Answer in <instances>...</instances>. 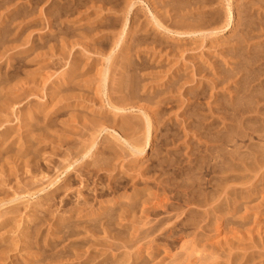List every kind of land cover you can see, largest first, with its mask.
<instances>
[{"label":"rangeland","instance_id":"obj_1","mask_svg":"<svg viewBox=\"0 0 264 264\" xmlns=\"http://www.w3.org/2000/svg\"><path fill=\"white\" fill-rule=\"evenodd\" d=\"M153 1L158 9L169 8L168 0ZM249 1V15L243 12L242 16L247 17L253 31L242 27L247 41L241 48L235 47L236 37L233 39L235 32L239 34L238 1L224 0L215 5L221 21L226 22L231 2L236 26L212 35L206 32L188 37L179 40L181 44L174 40L181 48L167 56L169 48L162 50V55L155 54V48L159 52L160 47L151 39L135 42L138 36L122 43H130L125 52L121 43L113 50L114 37L118 36L115 31L122 21L121 17L117 20L119 27L112 21L117 12L114 0H0V179H7L2 181L6 191H0V198L7 202L0 206V222L4 220L0 225V264H79L76 257L83 260L92 249L93 258L95 247L88 246L92 240L82 242L87 232L76 225L80 214L65 219L70 216L69 209L77 206L75 202L85 198L86 205L94 209L101 202L111 207L115 201V207H130L129 219H121L132 226L122 230L110 225L111 232H97L105 236L104 247H97L105 254L88 264L101 260L99 264H264V115L235 110L243 83L262 77L249 71L245 57L264 44V0ZM195 2L198 6L203 3L192 0L187 7L193 8ZM138 5L145 9V19L150 14L148 6L142 2ZM105 14L111 19L103 17ZM258 33L261 35L257 37ZM121 53L129 54V60ZM109 55L111 59L117 56L118 64L110 67L104 87L102 78L110 65L106 60ZM165 57L164 63L157 65ZM131 60L136 64L131 90L114 92L118 81H127L129 86L131 80L124 72L118 73L120 64ZM177 75H182L178 83L174 81ZM108 92L128 103L117 117L123 114L138 126L133 137L141 136L145 114L150 115L151 139L143 155L133 153L116 139L112 128L122 134L117 124L122 118L116 117L118 122L114 123L115 113H103ZM260 111L264 112V104ZM105 114L108 120H103ZM3 131H7L6 136ZM95 134H99L98 141L104 140V145L117 150L114 155H105L110 157L104 162L109 172L99 179L93 176L89 189L76 178L71 195L50 194L65 175L63 169L58 170L57 161L67 157L73 143L80 145ZM52 159L55 163L49 162ZM56 177V185L51 184ZM131 199L139 203L136 208ZM230 209L234 213L228 215V223L221 232L216 231V219ZM117 214L107 217L119 219ZM103 220L107 221L105 216ZM153 225L155 229L148 234ZM131 229L138 232L137 239H131ZM244 230L250 236H244ZM148 245L158 249L153 250L155 257L147 256L148 251L139 253L140 246ZM78 248L83 252L76 256Z\"/></svg>","mask_w":264,"mask_h":264},{"label":"bare ground","instance_id":"obj_2","mask_svg":"<svg viewBox=\"0 0 264 264\" xmlns=\"http://www.w3.org/2000/svg\"><path fill=\"white\" fill-rule=\"evenodd\" d=\"M65 1V0H63ZM115 1V6L117 7V9H115L117 12H116V16L115 13L113 16V22L117 21L120 17L122 18L121 20V23H120V29L118 30V32L115 31L116 34H118L117 37H114L115 36V33H114V49L115 50V47L116 46H119L120 44V48L123 47L122 46V43L123 42H127L128 41V38H131L132 40L135 38V36H138V38L136 40H134L135 42H145V40H148V39H151V43L155 44L156 47L159 46L160 47V51L159 52H156V48H155V54H161L162 55V50H164L165 48H169V51H167V56L169 54L172 53L171 56H173V53L175 54V52L178 50V48H181L179 47L180 45H178L177 43L173 42L174 40H177L178 42H180L179 40H185V38H188V37H192V36H197L199 34H206V32H208V34H215L216 32H218L217 30H224L225 27L228 28L229 30L233 28V25H234V20H233V17H234V13L232 11V8H231V2L229 3V6L227 7V17H226V22L222 23L221 21V16H220V10L216 9V4L218 5L219 3H223L224 0H201L203 3L198 6V4L196 5V2H195V5L193 6V8L190 6L187 7V5H189V3L192 1V0H168L169 2H167L168 4L166 5H169V8L168 9H158L157 6H155V2L153 0H114ZM161 1V0H160ZM196 1V0H194ZM237 13L238 15L241 17L239 19V22L236 23L238 24V28L237 29V32H239V34L237 35L236 32L235 34L233 35L235 39L236 37V44H235V47H242V43L246 42L247 41V38L245 37V34H244V37L242 36L241 34V29L242 27H245L244 28V31L246 30V28H251L250 25H248V19L246 17H243V12H246V7H247V3H249L250 1L249 0H237ZM257 1V0H256ZM138 2H142V3H146V5L148 6L147 9L149 11V16L146 15V18L145 19H142V17L144 16V8L143 6L141 5H138ZM154 2V3H153ZM200 2V1H199ZM236 2V1H234ZM161 4V2H160ZM181 4H183V6H181ZM234 4V3H233ZM57 6L60 5V3L56 4ZM193 5V4H191ZM263 5V4H262ZM219 8V7H218ZM253 8V7H252ZM258 8V7H257ZM255 9V7H254ZM253 11V9H252ZM255 11V10H254ZM120 12V13H119ZM260 12V10H259ZM143 13V14H142ZM256 13V12H255ZM258 13V11H257ZM256 13V14H257ZM109 14V13H108ZM108 14H105L103 15V17H105L106 19H111L112 16H108ZM261 14V13H260ZM90 15V14H89ZM92 15V14H91ZM245 16L249 15V12H246L244 14ZM258 16V15H257ZM95 17V16H94ZM49 18V17H48ZM238 18V17H237ZM93 19V17H92ZM115 19V20H114ZM48 21L50 19H47ZM101 20V18H100ZM98 20V23L99 21ZM102 21V20H101ZM221 21V22H220ZM95 22V21H94ZM119 21L115 22V27L118 26L119 24ZM264 23V22H263ZM118 24V25H117ZM221 24V25H220ZM236 26V25H234ZM241 26V28H240ZM250 26V27H249ZM119 27V26H118ZM262 27V26H261ZM264 27V25H263ZM107 29V28H106ZM109 30V29H108ZM114 30V29H113ZM111 31V30H110ZM247 31H249L247 29ZM253 31V30H252ZM101 32V31H100ZM114 32V31H112ZM109 33V32H107ZM113 35V33H111ZM110 34V35H111ZM255 34V33H254ZM102 35V34H101ZM100 35V36H101ZM105 35V33H104ZM261 34L258 33L257 34V37L260 36ZM99 36V37H100ZM123 37V38H122ZM256 37V38H257ZM102 38V36H101ZM262 38V36H261ZM99 39V38H98ZM258 39V38H257ZM113 40V38H112ZM130 40V39H129ZM261 40V39H260ZM259 40V41H260ZM132 41V42H134ZM230 41V39H229ZM261 41L264 42V39H262ZM130 42V41H128ZM182 42V41H181ZM181 42L179 44H181ZM256 43H259L258 41ZM255 43V44H256ZM137 45V44H135ZM139 45V44H138ZM137 45V46H138ZM154 45V46H155ZM126 46V47H125ZM122 50L124 49H130V43L128 45H125ZM140 46V45H139ZM251 46V45H250ZM133 47V45H132ZM147 47V46H146ZM259 47V48H258ZM258 47H255L253 48L252 51H248V55L247 57H245V61L247 62L246 64V67L249 68V71L251 72H259L260 74H262V77L261 75H259V77L257 78V81L256 79H250L248 81H245L242 85V88L238 90L237 92V98L236 100L238 101V103L236 102V104H238V106H235V110L238 111V113H242V114H247L249 111L250 113L252 112H257L259 114H262L264 115V112L260 111V106L264 104V44H262L261 46H258ZM142 48V47H141ZM145 48V47H144ZM153 48V47H152ZM136 49V48H135ZM149 49V47H148ZM184 49H187L184 47ZM239 49V48H238ZM251 49V48H250ZM145 50V49H144ZM188 50V49H187ZM126 50H124L125 52ZM139 51V50H138ZM148 51V50H147ZM146 51V52H147ZM182 51V50H181ZM124 52L122 51V53L124 54ZM150 52V51H149ZM165 52V50H164ZM169 52V53H168ZM121 53V54H122ZM153 53V52H151ZM181 53V52H179ZM122 54V55H123ZM139 54H140V51H139ZM144 54V53H143ZM127 55V53H126ZM150 55V54H149ZM152 55V54H151ZM177 55V54H176ZM180 55V54H179ZM184 55V60H185V54H182V57ZM244 52L242 54V56H244ZM125 56V55H123ZM122 56V57H123ZM129 56V54H128ZM127 56V57H128ZM141 56V55H139ZM158 56V55H157ZM126 57V56H125ZM124 57V58H125ZM127 57L125 59H127ZM152 57V56H151ZM153 57H156V56H153ZM181 57V58H182ZM194 58V57H193ZM192 58V59H193ZM123 59V58H122ZM121 59V60H122ZM141 59L143 61H145V57L142 56ZM150 59V57H149ZM166 57L164 59H162L161 61L159 60V63L157 65H162L165 61ZM168 59V58H167ZM108 61V63H110L109 67H107L108 69H106V71H104V75H103V78H102V82H103V86L106 87L108 85V79H109V75H108V72H109V69L111 67H114L116 66V64H118L117 60H118V57L116 56L114 58V56L112 57L111 59V55H109L106 59ZM124 60V59H123ZM129 60V59H127ZM155 60V59H154ZM169 60V59H168ZM167 60V61H168ZM189 60V59H188ZM133 62V60H131ZM129 62L126 64L124 61V63H121L120 64V68L122 69H119V73L124 72L125 74V77L128 79H130V84L128 86V83L127 81H124V83L121 82L120 84V81L119 84H117V89L114 90V92H119V93H125L126 91H130L131 90V87H132V72L136 71V67L134 64V62ZM171 61V59H170ZM195 61H193L192 63H194ZM197 62V61H196ZM182 63V62H181ZM187 63V62H186ZM245 63V62H244ZM167 64V63H166ZM198 64V63H197ZM75 65H78V64H75ZM185 65V64H183ZM196 65V64H195ZM202 65V64H201ZM74 66V65H73ZM194 66V64H193ZM200 66V63L199 65ZM196 66V67H198ZM180 67V66H179ZM178 67V68H179ZM190 67V66H189ZM188 65L186 66V68H188ZM169 68V67H168ZM174 68V67H173ZM74 69V68H72ZM71 69V71L73 72V70ZM175 70H177V68H174ZM173 70V69H172ZM181 70V69H180ZM182 70H183V67H182ZM181 70V72H182ZM186 70V69H185ZM200 70L201 72V68L198 69V71ZM70 71V70H69ZM117 71V72H118ZM168 71V70H167ZM166 71V73H167ZM174 71V70H173ZM179 71V69H178ZM178 71H176L178 73ZM184 71V70H183ZM190 71V70H189ZM70 72V73H72ZM76 72V70H75ZM197 72V71H196ZM199 72V73H200ZM188 73V71H187ZM198 73V74H199ZM248 73V72H246ZM122 74V73H121ZM179 74V73H178ZM194 74V73H193ZM181 76L182 75H177L175 76V79L174 81H176L177 83L179 82V80L181 79ZM190 77H193L192 75H189ZM68 77L69 76V72H68ZM189 77V78H190ZM185 78V77H184ZM196 78V77H195ZM70 79V78H69ZM72 79V78H71ZM124 79V78H123ZM136 79V78H135ZM192 79V78H190ZM68 80V78H67ZM185 80V79H184ZM194 80V78H193ZM192 80V81H193ZM70 81V80H69ZM68 81V82H69ZM122 81V80H121ZM200 81V80H199ZM126 82V83H125ZM172 83H174L173 81H171ZM169 82V83H171ZM185 82V81H183ZM168 83V84H169ZM175 83V84H177ZM200 83V82H199ZM175 84H172L171 86H174ZM182 84V83H181ZM124 85H126L127 87L125 88ZM165 85H167L165 83ZM178 85V88L180 86V84H177ZM63 86H65L63 84ZM169 85V87H171ZM194 86V85H193ZM192 86V88H193ZM61 88V87H60ZM167 88H168V85H167ZM175 88V87H174ZM191 88V89H192ZM106 89V88H105ZM172 89V87H171ZM190 89H188L189 91ZM186 91V90H185ZM192 91V90H191ZM60 93V92H59ZM189 93V92H188ZM105 95V94H104ZM63 96V95H62ZM123 96V95H122ZM107 103L105 104L106 107H105V110H103V113L104 111H111L112 113H115L116 115L112 116L114 118V123L118 122V119H121L120 120V123H117L119 124V129L121 131L122 134H118L117 132V129L113 126V125H107V126H112L114 128H112V130H114V132H116V139L118 141H120L123 145H125L126 147H129V149L133 152V153H138L139 155H143L145 152H146V149H147V146L149 145L150 143V139H151V117L149 114H145L146 116V120H143V126L140 127V131H141V136L139 137H133V133L136 132V130L138 129V126L135 125L134 122L132 121H129L127 119H125V116L123 114L119 115L117 117V114L123 112L125 110V108L127 107V104L125 103V98H116L114 99V96L111 94L109 95V92L107 94ZM231 104V103H230ZM243 105H245L243 107ZM64 106V105H62ZM61 106V107H62ZM70 106V104H69ZM189 106V105H188ZM187 106V107H188ZM60 107V106H59ZM252 107V108H251ZM46 108V107H45ZM64 108V107H63ZM101 109V108H100ZM107 109V110H106ZM255 109V110H254ZM99 110V109H98ZM102 111V110H101ZM111 113V114H112ZM99 117H101V115H99ZM105 118H103V120H108V115L105 114L104 115ZM118 119H117V118ZM98 118V117H97ZM37 120V119H36ZM101 120V119H100ZM35 121V120H33ZM110 121V119H109ZM94 122V121H92ZM95 122H98L95 120ZM104 122V121H103ZM101 123V122H100ZM99 123V124H100ZM189 123V122H188ZM84 125V124H83ZM86 125V124H85ZM106 126V125H105ZM106 126V127H107ZM103 127V126H102ZM104 128H102L103 130ZM107 129V128H106ZM143 129V130H142ZM7 130V129H6ZM101 132L102 130L99 129ZM7 132V131H5ZM5 132L3 131V136L5 134ZM95 132V130H94ZM102 133V132H101ZM132 133V134H131ZM7 134V133H6ZM5 134V136H6ZM93 134V133H92ZM2 136V137H3ZM98 137H99V134L98 135H89V138L88 139H84L82 142H80V145L76 144V143H73L72 146H70L69 148V152L70 153H66L65 156V159H63V161L61 160L60 162L57 161V163L60 165L59 167V171L63 169V171L61 173H65L64 175V179L62 180V182H59V184L56 185V180H58L56 177L55 180L51 181L50 183L51 184H54L55 183V187L49 192L50 194L53 195L54 194H57V193H63V194H66L67 196L71 195V189H72V185L73 183H75L76 181V178H79L81 180V183L82 182H85L84 184V187L85 189H89V183L88 181H90L91 178H93V176H96L98 179L102 176L105 175V171H108L105 167L107 166H104V162H106L105 160H107L109 155H114L117 150L116 149H113V147H111L110 145H104V140H100L98 141ZM79 142V141H78ZM119 143V142H118ZM7 148H9V146H7ZM37 149V148H36ZM6 150V149H5ZM38 150V149H37ZM58 153V152H57ZM97 154V156H93L94 154ZM106 154H109L108 156H105ZM119 154V153H118ZM55 155V154H54ZM101 155H103L102 157H100ZM117 155V154H116ZM77 157V158H76ZM94 157V158H93ZM73 158H76L74 161H72L71 159ZM94 160H93V159ZM64 160H69L68 163L64 164ZM111 160V159H110ZM113 160V159H112ZM52 161L55 163V161L52 159V160H49V162ZM103 161V165L100 164V162L102 163ZM76 162H78L77 164H75ZM111 164V163H110ZM56 166V164H55ZM47 167H51L50 165H48ZM110 167V166H109ZM115 168V166H114ZM113 168V169H114ZM112 170V168H111ZM116 170V169H115ZM104 171V172H102ZM3 172V171H2ZM109 172V171H108ZM107 173V172H106ZM108 174V173H107ZM113 174V173H112ZM7 174H5L6 176ZM110 175V174H108ZM107 175V176H108ZM114 175V174H113ZM127 175V173H126ZM1 176V174H0ZM7 177H10V176H7ZM60 178V177H59ZM3 179V180H1ZM0 179V191L1 192H5V186L6 184H4V182L2 181H7V179L5 178H1ZM10 179V178H9ZM97 179V180H98ZM93 180V179H92ZM9 181V180H8ZM11 181V180H10ZM79 181V180H78ZM80 182V181H79ZM77 183V182H76ZM80 184V183H78ZM51 186V185H50ZM23 189V188H21ZM83 189V188H82ZM93 189V188H92ZM98 188L96 187L95 190H97ZM88 191V190H87ZM48 193V192H47ZM18 194V193H17ZM48 194V195H50ZM136 194V193H135ZM46 195V193H45ZM82 195V194H81ZM44 196V195H43ZM56 196V195H55ZM48 197V196H47ZM54 197V196H53ZM58 197H59V194H58ZM78 198H81L80 195L78 196ZM15 198H13L11 201H13ZM44 199H47V198H44ZM68 199V198H66ZM87 198L83 199V201L81 202L80 200H78V204L75 202V204L77 205L74 209H69V214L70 216L68 217H63V219H69V218H74V214H76V212L80 215L77 216L76 219V225L79 227L81 226L82 228L80 229H84L86 230L87 233H90V235H86L85 234V238L82 240V242L86 241V242H89L91 241L90 247L94 246V255L93 258L94 260L97 259L100 255L102 256L103 255V251L104 249L103 248H97L98 246H101V247H104L102 244L104 239H105V236L104 238L103 237H100L99 235H97V232H103V233H107V232H111V230H109L108 228L110 227V225H116L118 228L120 227V229L123 230V228H126L127 226V223H123L124 221L121 219V218H127L131 215L129 213L130 211V207H126L123 209V207L120 205L119 207H115L117 204L114 202V205H110L111 207H109L108 205H104L106 203L104 202H101L99 207H97L96 209L92 208L91 207H88L87 205V201H86ZM63 200V199H62ZM135 199H131V201H134ZM51 201V200H50ZM50 201L48 202V204L50 205ZM55 201V199H54ZM6 200L5 199H1L0 198V206L3 205V204H6L5 203ZM46 202V201H45ZM56 202V201H55ZM135 202V203H134ZM133 203V205L135 206V208L137 207V205L139 204L137 202V200H135ZM146 202V201H145ZM111 203V202H110ZM87 204V205H86ZM141 204V203H140ZM145 204V203H144ZM53 205V204H52ZM238 205V204H237ZM236 205V206H237ZM51 206V205H50ZM54 206V205H53ZM52 206V207H53ZM74 206V205H73ZM128 206V205H127ZM131 206V204H130ZM133 206V207H134ZM115 207V208H114ZM132 207V208H133ZM143 207V206H142ZM119 208V209H118ZM250 208V207H249ZM65 209V208H64ZM145 209L146 208H141V211L143 213H145ZM233 209V208H232ZM230 209L229 211H226L224 212L221 216L219 215V217L216 219L217 220V223H216V231H220L221 232V227L224 225L226 226L225 224L228 223V215H230L233 210ZM235 209V208H234ZM238 209V208H237ZM236 209V210H237ZM251 209V208H250ZM118 210H120L118 212ZM64 211V210H63ZM247 211V210H246ZM13 212V211H12ZM107 212V213H106ZM131 212V211H130ZM237 212V211H236ZM105 213V214H104ZM115 213H119V219L118 217L115 216ZM124 213V215L122 214ZM234 213V212H233ZM232 213V214H233ZM3 214V213H2ZM1 214V215H2ZM111 214L113 217V220L110 218V217H107V215ZM231 214V215H232ZM249 214V213H248ZM106 217V223L104 220H103V217ZM143 216V215H142ZM227 216V217H226ZM249 216V215H248ZM147 217V216H146ZM246 217V216H245ZM11 218V217H9ZM108 218H109V221H108ZM142 218V217H141ZM8 219V218H7ZM118 219V220H117ZM129 219V218H128ZM232 219V218H231ZM230 219V220H231ZM243 219V218H242ZM246 219V218H245ZM248 219V217H247ZM6 220V219H5ZM71 220V219H69ZM68 220V221H69ZM4 221V220H3ZM3 221L0 222V225L3 224ZM7 221V220H6ZM5 221V223H6ZM63 221V220H62ZM73 221V220H72ZM123 221V222H122ZM129 221V220H128ZM247 221V220H246ZM67 222V221H66ZM242 222V220H241ZM4 223V224H5ZM8 223V221H7ZM60 223V221L58 222ZM83 223V224H82ZM105 223H106V226H105ZM242 223H245V222H242ZM254 223V222H253ZM129 224V223H128ZM256 224V222H255ZM255 224H254V227H255ZM91 225V227H90ZM134 225V224H133ZM156 225V224H155ZM155 225H153L152 227H150V231L148 232L151 233V231H153L155 229ZM5 226V225H3ZM132 226L130 225L129 228H131ZM134 227V226H133ZM259 227V226H258ZM224 228V227H223ZM222 228V229H223ZM228 228V227H227ZM231 228V227H229ZM252 228V227H251ZM135 230V228H132ZM130 230L132 232H130V237H132L131 239L133 238H136L138 237V232L134 231L133 230ZM148 229V228H146ZM146 229L144 230V233L146 231ZM257 229V227H256ZM57 230V229H56ZM259 230V228L257 229ZM96 231V233H95ZM142 231V230H141ZM231 232V230H228ZM227 231V232H228ZM233 231V230H232ZM245 231V230H244ZM255 231V230H254ZM143 232V231H142ZM222 232H225L226 231H222ZM238 232V231H237ZM243 232V231H241ZM246 232V231H245ZM4 233V232H2ZM117 233V232H116ZM223 233V235L225 234ZM263 233V232H262ZM141 234V233H139ZM147 234V233H146ZM145 234V235H146ZM232 233H229V235H231ZM247 234V232H246ZM244 234V236H248L249 234ZM228 235V234H227ZM233 235V234H232ZM254 235V234H253ZM65 236V235H64ZM110 236V234H109ZM218 236V235H217ZM222 236V235H221ZM237 236V235H236ZM250 236V235H249ZM262 236V235H261ZM140 237V236H139ZM147 237V236H146ZM232 237V236H231ZM229 237V238H231ZM253 237H256V236H253ZM264 237V235H263ZM29 238V237H28ZM91 238V239H89ZM101 238V239H100ZM223 238V236H222ZM246 238V237H245ZM6 239V238H5ZM56 240V239H55ZM54 240V241H55ZM58 240V239H57ZM140 240V238H139ZM59 241V240H58ZM254 241V240H253ZM137 242V241H136ZM28 243V242H27ZM241 243V242H240ZM245 243V242H244ZM80 244V243H78ZM28 245V244H27ZM30 245V244H29ZM115 245V244H114ZM31 246V245H30ZM29 247V246H28ZM32 247V246H31ZM143 246H140L139 247V253L140 254H143L142 252H144L145 254V251H148L147 252V256H150V257H155L157 254H156V250L158 249H153L155 251H153L152 249H150L151 247H153L152 245H148L146 246L147 248H142ZM30 248V247H29ZM5 249V248H4ZM79 249V248H78ZM76 249L75 251V254L77 256V254L80 253V250L81 249ZM152 251H150V250ZM3 250V249H2ZM0 250V251H2ZM93 250V249H92ZM90 250V252L92 251ZM167 250V249H166ZM83 252V249L81 250ZM168 251V250H167ZM165 251V252H167ZM89 251H84V255L86 253H88ZM88 253L83 260L82 258L79 256L76 257L77 260H79V264H88L90 262H93L90 261V259H93L92 257H90V254L92 253L93 254V251L91 253ZM1 254V253H0ZM83 255V253H81ZM80 254V255H81ZM105 254V253H104ZM143 254V255H144ZM117 255V254H116ZM107 256V255H106ZM128 257V256H127ZM143 257V256H142ZM253 257V256H252ZM106 258V257H105ZM138 258V257H137ZM104 259V258H103ZM141 259V257H140ZM139 259V260H140ZM146 259V258H145ZM144 259V260H145ZM155 259V258H154ZM135 260H136V256H135ZM134 260V261H135ZM153 260V259H152ZM90 261V262H89ZM101 261L97 262V264H99ZM27 263V262H26ZM133 263V262H132ZM131 263V264H132ZM142 263V262H141ZM28 264V263H27ZM96 264V263H95ZM144 264V263H142Z\"/></svg>","mask_w":264,"mask_h":264}]
</instances>
